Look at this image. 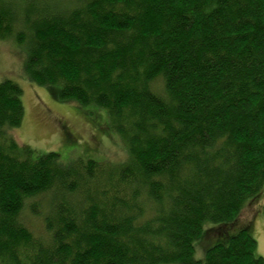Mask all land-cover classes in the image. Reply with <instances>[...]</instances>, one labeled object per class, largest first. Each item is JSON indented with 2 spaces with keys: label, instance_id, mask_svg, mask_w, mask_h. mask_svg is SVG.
<instances>
[{
  "label": "trees",
  "instance_id": "1",
  "mask_svg": "<svg viewBox=\"0 0 264 264\" xmlns=\"http://www.w3.org/2000/svg\"><path fill=\"white\" fill-rule=\"evenodd\" d=\"M12 36L27 80L105 111L127 161L24 157L9 135L23 92L1 82L0 264H264L248 226L193 258L264 195V0H0V40ZM42 196L43 238L21 222Z\"/></svg>",
  "mask_w": 264,
  "mask_h": 264
},
{
  "label": "rangeland",
  "instance_id": "2",
  "mask_svg": "<svg viewBox=\"0 0 264 264\" xmlns=\"http://www.w3.org/2000/svg\"><path fill=\"white\" fill-rule=\"evenodd\" d=\"M4 3L22 12L32 9H71L76 5V0H4ZM26 49V43L17 44L13 36L0 40V83L5 80L13 81L23 92V121L20 127L9 131L20 153L25 157L29 152V159L32 161L55 153L66 165L77 159L93 160L116 167L124 165L127 161L126 148L120 137L108 129L106 112L94 106L83 107L71 101H59L48 88L30 83L24 73ZM155 87V90L162 92L160 82ZM48 200L47 196H42L27 200L24 204L21 222L36 237L45 236L42 215L47 212ZM34 202L39 204L35 207L38 216L31 212ZM263 203L264 195L261 200L245 205L235 226L219 227L207 232L202 241L194 243V260H204L206 248L216 237L233 233L238 227L248 226V232L256 242L255 255L264 262Z\"/></svg>",
  "mask_w": 264,
  "mask_h": 264
}]
</instances>
